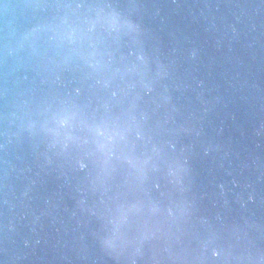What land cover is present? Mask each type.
Segmentation results:
<instances>
[{
	"label": "water",
	"instance_id": "water-1",
	"mask_svg": "<svg viewBox=\"0 0 264 264\" xmlns=\"http://www.w3.org/2000/svg\"><path fill=\"white\" fill-rule=\"evenodd\" d=\"M89 0H0V250L41 121L67 57L56 25ZM79 5V7H77Z\"/></svg>",
	"mask_w": 264,
	"mask_h": 264
},
{
	"label": "clouds",
	"instance_id": "clouds-1",
	"mask_svg": "<svg viewBox=\"0 0 264 264\" xmlns=\"http://www.w3.org/2000/svg\"><path fill=\"white\" fill-rule=\"evenodd\" d=\"M55 27L58 34H67L61 35L62 45H67V54L86 63L90 57L102 58L104 55L99 50L88 51L93 47V41L106 45L107 38L113 33L132 34L139 30L136 24L123 18L107 4L90 5L76 21L64 18ZM96 62L100 64L101 61L97 59ZM40 128L50 137L51 146L66 148L69 141L76 142L85 149V155L95 157L102 164L107 162L106 157L109 155L125 150L126 144L122 141L134 131L133 126L119 116L94 113L85 118L74 112L73 106L68 103H62L61 107L49 111ZM147 162L148 160L144 161L145 164ZM102 245L115 250L120 241L117 237L108 236L102 239ZM213 255L215 256V253Z\"/></svg>",
	"mask_w": 264,
	"mask_h": 264
},
{
	"label": "snow or ice",
	"instance_id": "snow-or-ice-1",
	"mask_svg": "<svg viewBox=\"0 0 264 264\" xmlns=\"http://www.w3.org/2000/svg\"><path fill=\"white\" fill-rule=\"evenodd\" d=\"M129 163H131V162L129 161Z\"/></svg>",
	"mask_w": 264,
	"mask_h": 264
}]
</instances>
